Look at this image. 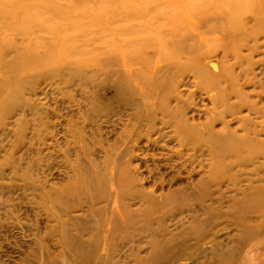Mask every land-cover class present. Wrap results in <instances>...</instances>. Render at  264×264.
Returning a JSON list of instances; mask_svg holds the SVG:
<instances>
[{
    "label": "rangeland",
    "instance_id": "374dc122",
    "mask_svg": "<svg viewBox=\"0 0 264 264\" xmlns=\"http://www.w3.org/2000/svg\"><path fill=\"white\" fill-rule=\"evenodd\" d=\"M239 22L257 24V32L264 29V0H0V47L24 41L30 57L40 61L31 66L29 56H23L29 68L18 79V98L0 97L6 104H18L0 120V264H264L262 164L236 166L228 174L217 165L211 168L209 155L201 158L203 165L179 159L172 133L178 117L151 146V180L143 185L151 187V201L134 199L131 188H140L137 180L122 181L126 163L114 161L122 143L108 145L117 139L115 132L109 133L112 124L120 127L117 118L101 119L99 114L106 112L96 114L90 103L107 70L69 89H60L51 71L67 57L80 62L96 53L132 56L130 75L139 78L136 93L117 100L106 92L113 103L108 111L125 116L135 111L132 101L149 93L139 88L144 81L151 79L149 100L161 94L151 101L156 106L173 96L172 90L162 91L172 78L195 82L188 69L172 67L166 74L167 64H192V59L210 63L211 71L214 65L219 68L222 53L231 55L233 48L244 45L242 40L229 42L225 34ZM149 38L151 48L125 45ZM2 74L9 78V73ZM190 92L195 93L191 118L195 108L202 110V103L209 108L210 103L198 86ZM194 116L198 124L210 117L201 111ZM20 117L26 122L17 125ZM75 124L78 133L70 129ZM215 125L221 126L219 121ZM189 131L200 137V131ZM257 153L249 149L242 155L250 159ZM112 169L117 175L108 185ZM143 173L147 175L146 169ZM240 178L246 183L240 184ZM110 186L112 197L104 200ZM122 201L135 207L117 211ZM109 202L115 210L99 213Z\"/></svg>",
    "mask_w": 264,
    "mask_h": 264
},
{
    "label": "bare ground",
    "instance_id": "6f19581e",
    "mask_svg": "<svg viewBox=\"0 0 264 264\" xmlns=\"http://www.w3.org/2000/svg\"><path fill=\"white\" fill-rule=\"evenodd\" d=\"M256 26L257 24H251L250 22H239L230 26L231 28L225 33L230 37L227 40L229 42H240L239 40H242L240 44L244 45L237 46L235 49L233 48L231 55L227 51L222 53L218 57L220 67L217 68L214 65V71H211L210 63H208L209 65L195 64L192 59L190 60L192 64L187 61L176 66L167 64L165 66L166 74L169 73L172 67L188 69L190 73L188 77L193 78L195 82L193 84L184 81L175 82L172 78L162 91L167 94L166 90H172L173 96L168 93L169 99L162 105L156 106V103L151 101H156L161 94H154V99L149 100L147 97L151 94V79L144 81V83L139 85V88H143L149 93L144 95L146 96L144 98L139 96V100L134 101V103L132 101L135 111L127 113L125 116L120 111L116 113L108 111L113 103L107 97L106 92H113V97L117 100L128 99V96L131 97V93H136L133 90H135V84L139 83V80H137L139 78L130 75L132 74L130 69L134 63L132 56L122 51L112 56L108 54L97 55L96 53V56L89 61L82 59L80 62L70 60L67 57L64 61L60 62L61 64L51 69L54 76H57L55 79L59 82L60 89H69L76 85V81L81 82L80 80H85V78L94 81L103 71L107 70L103 74L102 88L100 91H95L90 95V103L92 110L96 114L106 112L105 115L99 114L101 119L104 118L110 121L112 118H117L115 122L120 127L112 124L113 130L109 131V133L115 132L117 139L113 143H108V145L112 148L118 142L122 143L120 152L116 154L114 161L126 163V169L121 174L122 181L127 184V181L132 183L133 179H136L140 186L136 190L131 188V192L134 193L131 196L132 198L151 201V187L148 190L143 186L146 180V182L149 179L151 180V165L149 164L151 146L159 143V139L164 136L163 131L170 127L171 120L178 117L179 119L174 124L172 133L178 146V150L175 153L179 155V159L186 157L187 162H193L196 159L195 162L203 165L202 159L205 161V157L209 155L211 157V168L217 165L223 173L228 174L233 173L236 170V166L244 169L250 165L256 166L262 164L264 166V29L259 27L260 31L257 32ZM107 30L112 34L110 26L107 27ZM129 30L132 29H128L127 31ZM248 32L253 35L243 40L241 36L246 35ZM83 37L84 35L79 36L80 41L84 40ZM93 41H96V39H93ZM23 42H12L11 45L5 48L1 46L0 97L18 98V94L20 93V82L18 79L24 73L23 70L29 68V64L26 63V58H22L23 56H29L27 59L30 61L31 66H35L40 62L38 59L30 57L33 53L29 51L30 47L26 46ZM125 45L128 49L132 46L134 48L141 46L151 48V38L144 42L130 41L128 45ZM261 50L263 51L261 52ZM93 52L96 51L93 50ZM261 53L263 54L261 55ZM229 55L230 59L228 58ZM7 57H9L8 60L5 59ZM144 60L149 63L151 62V58L148 56H144ZM226 64L227 66H225ZM119 65H121V68ZM196 65H198L197 68H192ZM2 71L3 73H9L7 74L9 76V78L7 77L8 80L2 74ZM67 76L68 78H66ZM29 80L36 81L37 78L30 77ZM9 81H11V85H9ZM194 85L198 86L201 91H205L209 98V108H207V104L201 102L204 108L202 110L194 109L195 112H198V115L200 111L207 116L210 115L208 121L203 124L195 123V112H191V118L188 117L191 104L195 105V93H188V91ZM31 94L34 96L39 95L37 92H32ZM0 101L1 120L6 114L14 111L18 104H6L1 99ZM34 107L35 105L33 104L32 108ZM217 121L221 124L219 128L215 125ZM22 122H26L25 118H18L17 125ZM235 123L236 125L234 126ZM72 126H74L70 127L72 133H78L76 124ZM185 126H187L186 129H184ZM117 130H119V133H116ZM189 130L200 131V137L193 136V132ZM249 149H257L258 153L250 159L243 158L242 154ZM109 152L108 150L106 151L105 161L107 162ZM232 158H237L238 161L228 163V160L231 161ZM7 159L10 163L13 162V157L9 156ZM104 165L106 166L105 163ZM145 169L147 177L143 173ZM240 171L243 172L244 170L241 169ZM210 174L211 176H216L217 173L210 172ZM115 175L117 173L112 169L108 174L111 180L108 185H113L112 181ZM241 177H244V174ZM101 179L99 177L98 180ZM233 179L238 180L234 176ZM101 182L103 181L101 180ZM241 183H246V181L240 178ZM100 185L97 186L99 189H101ZM128 188L125 190L128 191ZM113 191L114 188L110 186L107 190L108 194L103 195L104 200L109 201ZM45 199H47L46 195ZM131 207L135 206L122 201V203L118 204L116 210L127 213V208ZM113 210L115 208L109 202V204L104 205L98 211L101 214H108ZM135 210L137 214L140 211L137 208ZM56 212L54 211L52 216L58 218L60 214L58 213L57 215Z\"/></svg>",
    "mask_w": 264,
    "mask_h": 264
}]
</instances>
